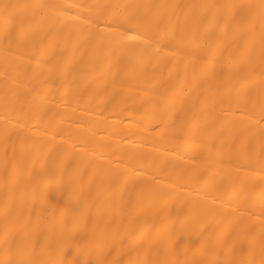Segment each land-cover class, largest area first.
Wrapping results in <instances>:
<instances>
[{"label": "bare ground", "instance_id": "6f19581e", "mask_svg": "<svg viewBox=\"0 0 264 264\" xmlns=\"http://www.w3.org/2000/svg\"><path fill=\"white\" fill-rule=\"evenodd\" d=\"M0 264H264V0H0Z\"/></svg>", "mask_w": 264, "mask_h": 264}]
</instances>
